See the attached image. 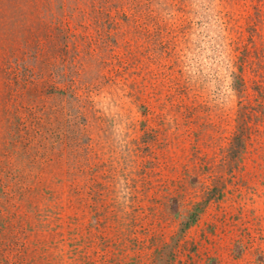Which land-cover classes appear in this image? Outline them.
Here are the masks:
<instances>
[{
    "label": "rangeland",
    "instance_id": "rangeland-1",
    "mask_svg": "<svg viewBox=\"0 0 264 264\" xmlns=\"http://www.w3.org/2000/svg\"><path fill=\"white\" fill-rule=\"evenodd\" d=\"M0 264H264V0H0Z\"/></svg>",
    "mask_w": 264,
    "mask_h": 264
}]
</instances>
